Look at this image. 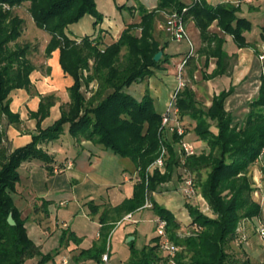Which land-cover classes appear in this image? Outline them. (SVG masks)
<instances>
[{
  "label": "trees",
  "instance_id": "obj_1",
  "mask_svg": "<svg viewBox=\"0 0 264 264\" xmlns=\"http://www.w3.org/2000/svg\"><path fill=\"white\" fill-rule=\"evenodd\" d=\"M24 1L0 0V116L4 113L10 121H16L18 115L10 111L8 95L15 88L29 89L34 55L38 51L31 40L19 38L26 27V18L14 13L13 7ZM27 1V10L35 25L50 33L44 56L58 47L60 64L74 81L68 88V108L50 126L32 134L29 143L7 151L2 144L3 130L0 127V264H27L28 259L34 257H37L35 264H45L53 259L68 236L77 239L66 230L60 236L59 246L43 253L28 234L26 219L20 218L12 197L23 161L39 159L51 170L53 157L40 144L58 138L66 124L72 135L82 136L120 156L129 157L141 177L135 182L131 196L116 205L103 206L98 216L100 244L82 249L80 253L84 257L101 260L110 230L124 213L143 206L146 190L156 189L171 180L176 172L182 175L183 168L196 174L209 169L203 181L194 182L197 188L198 185L201 188L215 216L189 206L193 229L181 236L177 233L180 221L171 210L155 200L152 210L165 220L167 236L180 248L173 251L176 264H232L225 249L227 236L233 237L242 219L258 216L262 209L252 197L254 186L249 167L264 148V86L261 85L260 96L251 103L244 122L239 124L233 122L232 115L224 108V100L231 87L220 90L213 96L210 106L204 108L198 104L192 88L184 85L177 96L179 116L195 121L193 129L208 148L186 156L183 163L174 143L178 137H169L162 131V113L157 111L153 98L144 94L141 99H136L125 88L152 75L156 68L168 61L167 55L154 60V54L167 45V40L159 39L164 30H159V36L155 32L160 11L171 12L187 6L185 20L189 15L193 16L200 32L205 34V40H214L216 50L223 40L216 35L209 37L207 32L214 19L218 20L221 29L233 35L238 45L245 43L241 31L250 29V22L237 17L236 8L229 3L213 6L206 0H157L156 6L150 10L141 3L137 6L121 3L116 4L118 9L137 10L140 31L133 33L128 27L136 24H129L116 40L101 47L100 36L83 35L76 41L65 32L68 25L78 22L86 14L93 17L92 24L97 26L103 19L97 0ZM122 48H125L123 53ZM207 51L210 54V50ZM90 59L93 60L91 65ZM187 63H192L189 70L192 76L193 57L187 58ZM93 80L98 81V86L90 96H86L82 81L88 85ZM47 105V100L42 99L39 106L42 115L46 114ZM162 143L168 150L165 169L163 172L153 169L146 179L145 169L158 156ZM100 206L89 203L93 214L99 211ZM9 213L15 220L13 225L8 223ZM159 240L157 235L151 243L139 249L131 245L126 264H158L161 259Z\"/></svg>",
  "mask_w": 264,
  "mask_h": 264
},
{
  "label": "crops",
  "instance_id": "obj_2",
  "mask_svg": "<svg viewBox=\"0 0 264 264\" xmlns=\"http://www.w3.org/2000/svg\"><path fill=\"white\" fill-rule=\"evenodd\" d=\"M112 1L113 5L116 7V4L124 3L126 0L122 2ZM136 1L149 9L154 8L157 4V0H133L130 4L136 6ZM206 1L213 6L221 3L231 4L236 8V16L248 20L251 26L250 29L241 31L245 43L243 45H238L233 35L221 29L218 20L214 19L208 26L207 32L209 37L216 35L223 40L221 44H219V50H216L214 40L210 39L209 42L205 40V34L200 32L194 17L189 15L186 19V28L192 42V52L187 57L188 59L193 57L194 69L191 77L197 78V73L202 76L203 84L208 88V98L206 97V100L201 102L197 98L195 92L202 93V90H196L197 88L190 87L194 92L198 104L204 108L210 106L213 96L218 94L220 90H227L231 87V92L225 97L224 108L232 115L233 122L241 124L250 111L251 103L260 96L261 85L264 86V76L262 72V64L264 61L259 58L260 54H264V0ZM121 10L127 11L126 13L130 11L119 9V11ZM100 11L103 13V19L97 26H93V17L90 16V30H86L84 27L79 26L77 24L79 20L78 22L68 25L65 31L66 34L76 41H79L83 35H90L91 37L100 36L101 39L105 40L106 35L109 33L113 34L110 28L114 27L117 22L107 17L104 11ZM123 28L124 26L122 25L119 31L114 35L112 41L119 37ZM47 33L48 34H45L46 39L44 43L40 46L41 54H44L45 46L50 38V33ZM159 39L161 40V37H159ZM164 40L169 42L165 47L168 61L162 64L163 69L158 70L160 74L157 71L154 72V74L161 78L160 84H156L159 90L161 89L159 92L161 95L167 93V95L165 94L166 97L162 99L163 109L161 113L164 112L170 93L176 84L177 66L190 49L187 40L177 42L171 40L169 36ZM207 50H210V54ZM213 50L215 53H212ZM59 58L60 50L56 47L48 56H44L40 61H34V69L30 73L31 84L29 89L15 88L10 91L8 95L9 109L11 112L18 115V119L16 121H10L4 113L0 116V127L3 130L2 144L7 151L10 152L19 146L29 143L32 139V134L39 132V129L50 126L60 117L62 111L68 108L70 102L68 88L72 85L74 79L71 74L63 70ZM191 67L192 63H187L186 61L183 68L186 80L185 85H187V76L188 74L190 75L189 70ZM221 69H223V71H221ZM165 84L167 87L164 91L162 87ZM42 99L43 101L47 100L48 103L46 107L47 112L44 115L39 112ZM182 120L186 125L185 139L191 141L193 144L197 142L198 146H196V151H203L202 149L204 148L203 146L200 147V144L205 141L198 136L192 139L189 135L192 132L195 133L193 129L195 121L187 116H184ZM212 128L215 129L214 126H212ZM190 129L193 131L190 132ZM40 146L53 157V161L50 163L51 170H48L39 159L25 160L19 166L20 177L16 184L15 191L12 192V197L14 205L19 212H25L22 218L27 219L29 212L32 211L40 213L41 211L49 210V206L52 205V201L54 200L33 191L30 176L34 168L41 169L51 176L60 175L67 171V176L72 177L75 181L85 180V178L90 177L96 182L107 185V187L115 186L118 187L119 190L125 188L124 197L118 199L117 202H111L108 193L99 198L91 197L87 201L88 204L92 202L101 205L99 211L94 213L97 217L103 206L116 205L124 198L132 195L133 187L136 182L134 177L137 175V170L134 161L129 157L120 156L111 149L105 148L82 136L76 137L72 135L68 130L67 124L64 125L63 131L58 138L44 141ZM262 157L264 159V148L255 161L261 160ZM67 159L72 160V164L68 167L65 166ZM110 165L114 166L113 172L116 176L114 179L105 171ZM21 170H24L23 175L20 174ZM181 177L182 175L176 172L173 174L171 180L162 183V185H166V190L154 194L155 199L171 210L178 220L180 219L178 215L183 214V210L181 209L184 198H188L181 191ZM175 183L177 185L171 188ZM19 184L22 187H18ZM40 198H42V201ZM40 202L41 205H39ZM61 203L62 201L60 200L59 204L61 205ZM144 208L146 207L142 206L131 211V217L123 220L136 222L134 218L136 211ZM152 219L154 220V218ZM259 219H261L260 215L252 218L253 221H258ZM119 221L117 223H119ZM97 223L99 229L100 223L99 221ZM25 226L30 237L43 253L50 252L59 246L60 237H58L57 240L54 239L49 225L42 227L39 221L37 226L34 224H26V222ZM68 231L74 234V238L79 237V234L75 230ZM72 239L73 237L68 236L65 239V243L59 247L58 253L60 254L63 252L61 264H87L90 259L84 257L80 251L90 248L93 245L81 248L78 245L72 244ZM96 239H100L99 230L96 233ZM68 253L73 257L72 263L67 257ZM102 253L103 251L101 254ZM108 254L110 260L109 251ZM51 261L45 264H50ZM98 262L102 264L101 260ZM51 264H54V262Z\"/></svg>",
  "mask_w": 264,
  "mask_h": 264
},
{
  "label": "rangeland",
  "instance_id": "obj_3",
  "mask_svg": "<svg viewBox=\"0 0 264 264\" xmlns=\"http://www.w3.org/2000/svg\"><path fill=\"white\" fill-rule=\"evenodd\" d=\"M115 1L122 2L125 0ZM132 1L133 0H126L124 3H126L127 6H135L130 4L132 3ZM112 2V0H97L98 10L104 11L107 17H109L112 21L117 22L114 27L110 28L113 34L109 33L105 36V40L102 39V44H100L101 47H105L106 44L112 41L114 35L119 31L122 25L124 26L123 29H125L129 24H136L135 26L129 25V30H131L133 33H138L140 31V28L138 27L140 17L136 9H132V11L126 9L130 13H126L127 11L123 10L119 11V9L116 8ZM135 3L136 6L140 4L138 3V1H136ZM28 4L29 1L26 0L20 5L14 6L13 12L26 18V27L24 28L23 33L19 38H28L29 40L32 39L31 42L37 45V50L39 51L35 53L34 61H40V59H43L44 57V54H41L40 52V46H42L41 44L44 43V40L46 39L45 34L48 33L44 29H39V27L35 25L32 17L30 16L27 10ZM4 6L8 8V5L4 4ZM165 18V13L160 11L157 15V29L155 30L156 35L158 36L160 32L159 30L161 29L158 23L163 22ZM77 24L79 26L84 27L86 30H90V15L86 14L80 19ZM168 36L169 35H167L165 31H162L160 34L161 41H163ZM167 44H169V42H167ZM124 50L125 48H122L121 53H123ZM163 55H167L165 49L162 50V54L160 57H162ZM92 61L93 60L90 59V65L92 64ZM159 69H163L162 65H160L159 68H156L155 71L158 72ZM84 73L86 74V71H84ZM158 73L160 74V71ZM187 79V85L197 88L196 90H202V93H198L197 91L195 93L197 94L196 96L201 102L205 101L206 97L208 98L209 94L208 88L203 84L202 76L197 73V78H195L191 77L188 74ZM160 80L161 78L153 73L152 75L145 77L142 81H134L130 83L125 88V90L128 93L132 94L136 99H141L144 94H149L153 98L157 111L161 113L163 109L162 99L166 97L165 94L167 95V93L161 95V93L159 92L161 91V89L159 90L158 85L156 84H160ZM97 86V80L89 82L88 85H85L84 81H82V90L86 96H90L92 94V91L95 90ZM166 87V84L163 85L162 88L164 91ZM191 131L193 130L190 129V132ZM189 135L192 139L197 138V134L194 132ZM205 143L206 142H202L200 144V147L203 146L204 148L202 150H207V145ZM194 145L195 147L198 146L197 142ZM263 164L264 159L262 157L261 160L255 161L249 167V173L252 176L254 186L252 197L261 205V219H259L258 221H253L252 218H248L249 221L248 219H242L239 222L238 227L240 232L246 234L245 241L237 244L234 241V236H227L225 240V249L231 258L232 264H260L262 261H264V238L260 237L255 230L257 222L261 221L264 223ZM113 170L114 166L111 165L107 167V170H105L110 174L112 179L116 177ZM208 172L209 169H202L200 174L190 172L189 173L193 176L194 180L199 183V181L201 182L206 178ZM20 174L23 175L24 170H21ZM67 174L68 172L65 171L60 175L51 176L50 174H47L41 169L34 168L31 171L30 180L33 191H35V193H38L39 195L54 200L52 201V205L49 206V210L41 211L40 213L33 211L29 212V216L27 217L25 222L26 224H34L37 226L38 222L40 221L42 227L49 225L52 230L53 237L56 240L63 234L64 231L75 230L79 234V237L76 240L72 239V244L78 245L81 248L87 246L89 247L92 245H99L100 239H96V233L99 230L97 223L98 217L90 211L89 204L87 201L91 197L99 198L100 196H103L108 193L110 195V201L113 203L117 202L118 199L124 197L125 188L119 190L118 187L115 186L107 187V185H104L100 182H96L90 177L85 178V180L75 181L74 179H72V177L67 176ZM176 185V183L173 184L171 188H174ZM18 187L22 186L19 184ZM165 190L166 185L162 184H160L156 189L146 190L144 198L145 200L143 204V206L146 205V208L136 211L134 215L136 222L123 220L119 223H116L110 230L107 236L106 243L102 249L103 252L109 251L110 264H126L130 255L131 245L139 249L144 245L151 243L152 239L158 235L155 222L152 219L157 216H155L152 210V202L153 200H155L157 203H159L155 199L154 194L161 193ZM40 200L42 201V198H40ZM60 200L62 201L61 205L59 204ZM39 205H41V202L39 203ZM189 206L197 208L199 211L205 213L208 216H215L208 204V201L201 192V188L198 185V194L192 198H184L183 206L181 209L183 210V214L178 215V217L180 218V227L177 229V233L181 236L189 234L190 231L193 229V226L191 225V215ZM127 213L129 212L124 213L122 215V218ZM23 215H25V212L19 214L20 218H22ZM62 253H55L52 261L50 260L51 263L54 262V264H61ZM159 254L161 256V259L158 264H176L173 256L174 252L168 253L167 251L160 249ZM67 255L70 262L72 263V255L70 253H68ZM87 259H90L87 264H101L93 257H88ZM36 260L37 257L28 259L27 264H35Z\"/></svg>",
  "mask_w": 264,
  "mask_h": 264
},
{
  "label": "built area",
  "instance_id": "obj_4",
  "mask_svg": "<svg viewBox=\"0 0 264 264\" xmlns=\"http://www.w3.org/2000/svg\"><path fill=\"white\" fill-rule=\"evenodd\" d=\"M199 0H190V2H196ZM187 10V6H183L181 10H173L171 12H164L165 13V20L163 22H159L158 25L161 29H163L173 41H181L187 40L190 49L188 53L184 56V58L179 62L176 71V84L173 87L169 99L166 103L164 112L162 113L161 117V128L167 136L176 135L177 141L174 143L176 144L177 151L181 157V162L186 156H190L196 153V147L194 144L185 139L184 135L186 133V127L182 118L179 116V109L177 106V96L179 91L182 87L186 84V80L184 77L183 68L187 61V57L192 52V42L189 37L187 28H186V20L184 18V13ZM259 58L264 61V54H260ZM262 72L264 76V63L262 64ZM168 157V150L164 143L161 144L160 152L158 156L154 159L152 163H150L145 169V177L153 171V169H159L161 172L165 169L166 158ZM72 164L71 159L66 160L65 166H70ZM183 173L181 177V191L182 193L190 198L196 196L198 194V188L195 185L193 176L189 173L186 168H183ZM135 181H140L141 177L137 174L134 177ZM146 206V205H145ZM131 217V213H127L120 221L123 219H129ZM119 221V222H120ZM154 222L158 231V235L160 237L159 243L160 248L173 252L178 249V246L175 245L170 238L167 236L165 231V220L156 216L154 218ZM256 232L259 234L260 237L264 238V223L259 221L255 226ZM246 240V234L240 232L239 227L236 228V235H234L235 243L239 244ZM101 261L102 264H110L109 263V255L108 252H103L101 254Z\"/></svg>",
  "mask_w": 264,
  "mask_h": 264
},
{
  "label": "water",
  "instance_id": "obj_5",
  "mask_svg": "<svg viewBox=\"0 0 264 264\" xmlns=\"http://www.w3.org/2000/svg\"><path fill=\"white\" fill-rule=\"evenodd\" d=\"M161 54H162V50H158V51L154 54V60H155V61H158L159 58H160V56H161ZM7 220H8V223H9V224H11V225L15 224V220H14V218H13V216H12V213H9V214H8ZM128 239H130V238H128Z\"/></svg>",
  "mask_w": 264,
  "mask_h": 264
}]
</instances>
